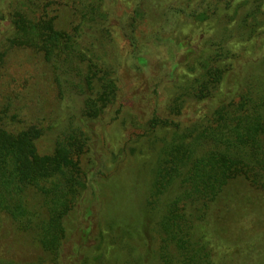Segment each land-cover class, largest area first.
Masks as SVG:
<instances>
[{"label": "trees", "instance_id": "trees-1", "mask_svg": "<svg viewBox=\"0 0 264 264\" xmlns=\"http://www.w3.org/2000/svg\"><path fill=\"white\" fill-rule=\"evenodd\" d=\"M102 1L0 0V239L12 230L24 253L0 251V264L88 260L100 215L94 180L107 173L87 157L93 147L86 130L114 104L121 67L109 44L113 10ZM144 2L122 25L136 67L169 80L171 115L188 100L205 101L206 110L183 125L159 115L147 121V130L172 133L157 149L136 216H111L106 233H98L100 242L107 236L116 245L114 255L100 253L94 264H264V230L250 229L242 215L262 206L240 189L264 191V0H171L149 32L139 13ZM178 21L205 25L204 36L174 43ZM253 39L262 52L236 49ZM163 41L175 51L164 74L151 52ZM18 49H29V59L45 68L53 97L46 113L33 111L35 100L25 94L30 80L11 73ZM182 69L194 74L180 76ZM43 137L52 138L50 152L39 150ZM80 211L74 232L71 214ZM31 247L39 252L28 254Z\"/></svg>", "mask_w": 264, "mask_h": 264}, {"label": "rangeland", "instance_id": "rangeland-1", "mask_svg": "<svg viewBox=\"0 0 264 264\" xmlns=\"http://www.w3.org/2000/svg\"><path fill=\"white\" fill-rule=\"evenodd\" d=\"M139 0H104L102 4L104 8L110 7L112 16V41L110 49L112 53H117L121 59V67L118 76V93L113 105L100 119L93 123L91 129L86 130L91 137L93 147L92 155L96 166L95 170L101 169L107 174L97 173V179L94 180L95 192L97 193V201L100 215L98 217V225L94 229L90 239H88V260L86 264H94L95 258L105 252L109 257L114 255L116 245L109 244L107 236L102 242L99 241L98 233L103 234L107 231V224L111 216L132 214L134 218L139 210L141 202H143L146 185L149 179V171L157 157V149L162 144L163 136L169 137L173 127L161 128L157 127L152 131L147 130V121L154 115L161 117H171L181 124L189 123L190 120L197 115H201L206 110V102H198L196 100L186 101L185 108L178 115H171L167 109L169 95L172 90L171 83L164 79L152 80L149 78L148 70L136 67L134 58L130 54V44L125 35L122 25L127 24L129 17L132 15L133 9ZM171 0H146L141 5L139 13L143 16V28L149 32L154 22L161 20L160 13L167 3ZM146 12V14H145ZM182 16L179 21H183ZM172 24L174 43L184 36L191 35L196 41L203 37V29L205 25H197L193 22L184 21ZM187 22V23H186ZM144 24L146 25L144 27ZM171 35V31L168 32ZM256 39L248 42H242L236 45V49L245 55H254L262 52L263 48L257 49L255 45ZM173 43V44H174ZM156 49V50H154ZM157 60L164 62L165 70L168 71L169 65L175 55L173 46L168 41H163L157 46H152L151 52L154 53ZM32 56L29 49H18L11 55V73L20 79H29V83L25 88L26 96L34 98L36 107L35 113H46L48 111L49 102L53 101V97H48L47 78L43 71L45 70L42 63ZM32 59V60H31ZM42 73V74H41ZM194 73L187 72L182 69L180 76H192ZM167 75V74H166ZM165 75V76H166ZM183 79V77H180ZM149 80V82H148ZM46 88V89H45ZM45 91V92H44ZM52 94V92H51ZM55 95L57 96L56 92ZM23 100H26L24 97ZM46 102V108L42 107ZM52 137V136H51ZM44 138L38 144L41 152H50L53 148L52 138ZM102 168H99V167ZM100 171V170H99ZM241 192L249 195L248 200L255 201L261 208L252 210L251 213L244 214V223L250 229L257 231L264 230V191H247L245 187H240ZM92 187L89 186L85 196L92 198ZM85 205V204H84ZM83 204L81 206H84ZM81 211L71 214V226L73 231L79 225ZM100 226V231L98 227ZM73 232V234H74ZM107 235V234H106ZM15 235L9 230L3 232L0 239V251L7 255L24 254L22 249L16 247L13 242ZM72 237V236H71ZM71 240L76 241L75 235ZM74 241V242H75ZM116 248V249H115ZM39 252L37 248L31 247L28 254ZM82 259V264L84 259Z\"/></svg>", "mask_w": 264, "mask_h": 264}]
</instances>
